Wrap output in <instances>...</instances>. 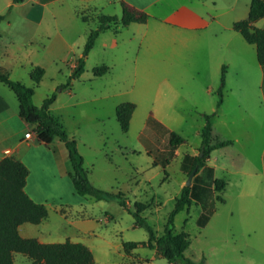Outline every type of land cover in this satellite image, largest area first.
<instances>
[{
	"label": "rangeland",
	"instance_id": "obj_1",
	"mask_svg": "<svg viewBox=\"0 0 264 264\" xmlns=\"http://www.w3.org/2000/svg\"><path fill=\"white\" fill-rule=\"evenodd\" d=\"M99 3L103 5V0ZM77 5L65 0L46 11L43 26L49 40L43 49L39 42L24 44L26 33L21 26L15 29L2 25L0 34L13 32L18 38L0 55L1 69L11 79L33 88L32 102L37 107L55 94L51 113L76 139L90 182L97 188L122 193L130 210L137 202L145 203L147 208L141 216L158 236L185 185L191 157L199 151L202 114L215 113L212 141L232 140V144L213 150L207 160L215 176L226 181L224 202L216 204L203 227L197 224L201 207L191 203L175 215L174 232L186 234L189 245L184 255L195 262L264 264V68L256 60L254 46L234 31L238 41L228 44L219 27L195 32L196 37L191 38L186 31L171 33L170 28L158 26L151 50L136 57L128 40L118 48L95 45L85 59L84 72L69 80L70 65L82 55L89 31L97 27L96 20L84 23L75 16V7H81ZM25 10L24 6L13 9V23ZM102 13L121 15L117 4L105 5ZM84 14L91 17L87 11ZM254 26L264 29V19ZM130 32L123 29V36ZM110 37L111 32L105 31L97 42ZM0 41L6 42L4 37ZM101 64L110 71L93 76V67ZM36 65L43 68L44 74L33 86L29 71ZM222 66L223 102L217 106ZM0 93L8 105L3 114L9 116L0 126V142L10 144L13 128L20 126L16 117L18 102L1 82ZM126 101L132 102L135 109L128 130L122 131L115 118V106ZM150 117L179 134L184 142L171 149L167 132L148 123ZM51 147L59 167H63L60 153L66 155L65 147L58 149L54 143ZM66 164L70 169L68 160ZM65 198L72 203L69 211L59 214L58 206L48 202V217L32 235L44 243L66 239L83 243L93 253L92 264H170L147 247L123 252L122 242L146 241L148 234L144 228L134 226L133 216L117 199L86 197L87 203L79 205L67 190ZM27 258L15 253L14 264H28Z\"/></svg>",
	"mask_w": 264,
	"mask_h": 264
},
{
	"label": "trees",
	"instance_id": "obj_2",
	"mask_svg": "<svg viewBox=\"0 0 264 264\" xmlns=\"http://www.w3.org/2000/svg\"><path fill=\"white\" fill-rule=\"evenodd\" d=\"M22 0H12V4L21 3ZM12 5H9L5 13L0 14V22L9 13ZM120 17L90 13L91 17L84 13L78 14L83 22L96 19L97 27L89 31L82 48V55L75 61L71 69L69 80L77 79L84 72L85 58L92 49L99 33L111 26H126L130 23H145L149 15L121 2ZM264 19V0H250L248 15L245 19L235 21L232 24L234 31L254 46L256 60L264 66V29L254 26V23ZM106 65L95 66L92 69L93 76H102L108 72ZM44 74L40 66H33L29 71V78L33 86H37ZM0 82L6 85L15 95L18 102L20 117L32 126L38 143L48 146L54 138L58 139L65 147L67 159L70 164L69 178L75 193L81 197H92L96 200L117 199L120 206L126 208L134 218V226L146 230V241H124L122 250L125 254L131 253L138 247L153 249L159 257L164 258L170 264H202L195 262L184 255L189 242L183 232H174L175 215L185 210L191 203L200 205L201 212L197 219L200 227L206 225L211 215L216 210V204L223 203L222 193L226 186L223 178L214 174V168L207 164L210 153L217 149L232 144V140L212 141V119L215 113L202 114L203 125L200 130V147L196 155L191 157L188 174L195 167L193 180L189 186L181 188L179 196L175 199L161 235H156L151 225L141 213L147 208L142 202L134 204V209L127 206L125 196L120 193H112L95 187L88 178V170L84 166L83 157L80 154L77 141L70 137L59 118L50 111V105L56 96L52 93L46 97L40 107L32 102L34 90L18 80L10 78L6 71L0 69ZM68 84V83H67ZM225 84V66L221 68L220 87L218 89L219 100L217 106L222 104V89ZM66 85L62 86L63 88ZM135 109L132 102H121L115 107V118L122 131H127L131 115ZM148 123L156 122L150 117ZM160 127V125H159ZM168 145L174 149L184 142V139L174 131H166ZM201 153V155H199ZM153 164H156L153 160ZM29 170L18 158L4 156L0 159V264H14L13 256L20 253L30 259L29 264H92L94 261L91 249L83 243L66 239L57 243H42L33 237H22L18 232V226L23 223L39 224L47 215V207L43 203L35 202L25 192L24 187ZM202 173V174H201ZM203 175L205 176L203 178Z\"/></svg>",
	"mask_w": 264,
	"mask_h": 264
},
{
	"label": "crops",
	"instance_id": "obj_3",
	"mask_svg": "<svg viewBox=\"0 0 264 264\" xmlns=\"http://www.w3.org/2000/svg\"><path fill=\"white\" fill-rule=\"evenodd\" d=\"M63 1L65 0H22L21 3L12 4V0H0V14L5 13L8 6L12 5L9 13L0 22V29L2 25L8 28L15 27V29L17 26H21L20 28L24 29L26 33L25 38L27 41L24 40V44L33 45L34 42H39L38 44L40 49H43L47 46V41L49 40L47 30L45 26H43V23L46 20L45 13L52 6ZM73 1L83 8L82 9L80 7L79 10L77 9L78 7H75L74 14L79 19L80 16L78 14L86 11L89 14L93 13L95 16L103 14L102 12L105 5L117 4L120 7L121 13V2L148 14L149 18L145 23H130L126 26H120L118 24L101 31L96 38L92 49L90 50L92 51L95 45H100L103 49L118 48L119 45H123V41L128 40L133 45V52L136 57L144 54L154 47V34L160 29L158 26H161V28H163V26L170 28L171 33H175L176 30L186 31L191 34V38L196 37L194 35L195 32H205L213 27H219L220 31L224 32V39L228 44L238 41L236 34H234V32H237L233 30L232 24L235 21H239L247 17L250 5V0H103V5H99L100 0ZM23 6L26 7L25 14L19 21H17V23L22 25H17V23H13L10 18L11 12H13V9L16 7ZM113 16L118 17L116 14ZM224 18L230 19V21L223 22L222 20ZM123 29L131 30L127 37L123 36ZM105 31L111 32L112 37H110L109 40L104 38V40H101L99 44L97 40L100 39L101 35L105 33ZM2 37H4L6 42L1 43L0 41V55L5 53V47L7 44H14L18 38V36L13 32L8 33L6 36L0 34V39ZM60 37L62 36L60 35ZM260 66L264 68V66ZM1 68L2 67H0V69ZM108 68L109 72L110 67ZM51 105L50 111L52 110ZM7 109L8 105L0 93V126H4L2 125V121L6 122V120H8L9 116L6 117L3 114L7 111ZM51 112H53V110ZM12 117H15V114H13ZM16 117L19 119L17 124L20 126H17L15 129L13 128V133L11 135L12 140L10 144H2L0 142V159L4 156H13L20 159L27 166L29 173L24 187L25 192L35 202L43 203L46 206L50 203V201H52L55 206H58L57 211L62 215L66 214L69 211V207L72 205V203L65 198L66 190L68 193L73 195L74 203L76 202L79 205L87 203V198L78 196L74 191L69 178L71 169L65 166L67 165L66 162L68 160L66 156L67 154L64 155L62 152L60 153V158L63 167H59L60 163L56 157V152L51 146L54 143L58 149H61L63 144L61 145V142L56 138H54L48 146L38 143L36 135L32 131V126L27 124L20 117L19 111L18 116ZM154 120L158 122L164 131L169 130L155 118ZM26 132H31L32 135L30 138H25ZM5 151H8L9 153H5ZM81 154L83 156V153ZM47 217L39 224H36V226H31L29 225L30 223H23L19 225V234L26 238H36L38 241L44 243L43 239H40L36 235H32V232L33 230L39 229V227H41L40 225H43V222L47 219ZM106 218L111 219V216L107 215ZM27 259L28 260H26V262L29 264L30 259Z\"/></svg>",
	"mask_w": 264,
	"mask_h": 264
},
{
	"label": "water",
	"instance_id": "obj_4",
	"mask_svg": "<svg viewBox=\"0 0 264 264\" xmlns=\"http://www.w3.org/2000/svg\"><path fill=\"white\" fill-rule=\"evenodd\" d=\"M199 155H201V153ZM195 170H196V168L194 167L192 169V171L188 174L186 182H185V186H189L191 184V179H192V177H193V175L195 173Z\"/></svg>",
	"mask_w": 264,
	"mask_h": 264
},
{
	"label": "built area",
	"instance_id": "obj_5",
	"mask_svg": "<svg viewBox=\"0 0 264 264\" xmlns=\"http://www.w3.org/2000/svg\"><path fill=\"white\" fill-rule=\"evenodd\" d=\"M73 67H74V65L71 64V65H70V68L72 69ZM31 135H32L31 132H26V133H25V138H30ZM7 152H8V151H5V153H7Z\"/></svg>",
	"mask_w": 264,
	"mask_h": 264
}]
</instances>
